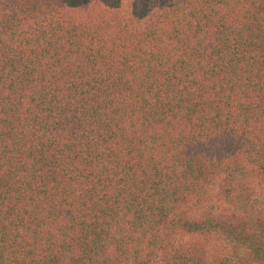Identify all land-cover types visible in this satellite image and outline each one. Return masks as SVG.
Masks as SVG:
<instances>
[{
    "label": "trees",
    "instance_id": "1",
    "mask_svg": "<svg viewBox=\"0 0 264 264\" xmlns=\"http://www.w3.org/2000/svg\"><path fill=\"white\" fill-rule=\"evenodd\" d=\"M0 264H264V0H0Z\"/></svg>",
    "mask_w": 264,
    "mask_h": 264
}]
</instances>
